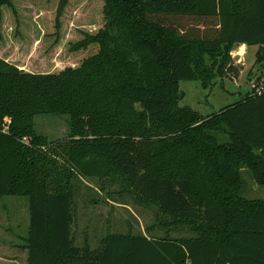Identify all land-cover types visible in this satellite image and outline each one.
Here are the masks:
<instances>
[{
  "label": "trees",
  "instance_id": "16d2710c",
  "mask_svg": "<svg viewBox=\"0 0 264 264\" xmlns=\"http://www.w3.org/2000/svg\"><path fill=\"white\" fill-rule=\"evenodd\" d=\"M53 1L0 0V198L29 200L28 264H264V200L242 196L244 168L264 187L263 82L206 117L179 106L181 81L238 78L237 46H259L264 68V0ZM74 14L75 58L62 52ZM40 115L70 117L65 145L36 132ZM81 177L155 203L166 236L148 227L77 245Z\"/></svg>",
  "mask_w": 264,
  "mask_h": 264
},
{
  "label": "rangeland",
  "instance_id": "374dc122",
  "mask_svg": "<svg viewBox=\"0 0 264 264\" xmlns=\"http://www.w3.org/2000/svg\"><path fill=\"white\" fill-rule=\"evenodd\" d=\"M53 3L55 9H57L58 1L55 0ZM87 4H90L87 6L93 12L96 11L99 14V16H95L94 18L90 17V20L92 22H100L101 11L99 3L91 2ZM74 17H76V14H74ZM79 17V24L77 25ZM82 17L83 15H77L76 21H73V23L69 22L70 18L68 17L66 19L68 22H63L64 29L66 25L70 29L71 26H74L71 31L75 37V39L69 38L66 31L65 37L68 42L64 43L62 48L63 56L75 58V54L71 52L73 43L70 42H76L78 38L80 39V36L73 29L81 26L82 20L84 19ZM10 21L14 32L15 23L13 17H11ZM99 24L101 25V22ZM96 27L97 29L99 28V26ZM4 36L6 34H3V25H1L0 43L4 40ZM14 44L13 42H9V44L4 46H14ZM55 46L54 39L49 38L45 40L42 52L46 55L48 53L50 54L53 52L52 50ZM240 47H235L231 53L234 65L240 70L238 78L234 76L229 78L216 77L213 85L207 89H204L197 81H181L179 84V106L181 108H191L206 117L219 113L225 107L245 98L254 90L252 87L258 85V79H261L262 84H264V68L257 62L260 47L247 46L245 54L244 50H239ZM21 48H24V46ZM97 49V47L92 46L87 51L78 52V54L79 56L88 58L93 56L97 52ZM33 58L32 61L34 60ZM35 63L38 64L39 61L35 60ZM58 64H60L58 65L59 67L61 66L60 68H65L70 65H61L60 61H58ZM35 130L38 134L46 136L52 145L63 146L69 140L70 117L57 115L37 116L35 118ZM242 177L245 183L242 196L252 200H264V187L254 182L248 168L242 170ZM74 186L76 191V205L73 233L77 245L83 246L88 242L91 247H96L109 233L146 235L148 227L154 229L151 233L152 235L160 237L166 236L167 228L164 227L162 229L161 224L167 223V221L164 219L160 208L155 203L139 202L130 195H125V197L119 196L117 192L121 187L118 180L111 183L106 192L102 191L100 183L95 179L81 177L74 181ZM29 226L28 198L1 197L0 253L6 252L4 251L5 247H11L12 245L22 246L24 239L28 236ZM18 259L21 264L25 263V258L22 255Z\"/></svg>",
  "mask_w": 264,
  "mask_h": 264
},
{
  "label": "crops",
  "instance_id": "0c3cea01",
  "mask_svg": "<svg viewBox=\"0 0 264 264\" xmlns=\"http://www.w3.org/2000/svg\"><path fill=\"white\" fill-rule=\"evenodd\" d=\"M242 46H243V50H244V54H245L246 49H247V45H241L239 50L242 49ZM1 54L2 53L0 52V56H1ZM19 239H21V237H19ZM4 251H6V252L0 253V264H21L19 259H18L21 255L25 258L24 264H28V251L24 249V244L22 246L12 245L11 247H5Z\"/></svg>",
  "mask_w": 264,
  "mask_h": 264
},
{
  "label": "built area",
  "instance_id": "2783aa9c",
  "mask_svg": "<svg viewBox=\"0 0 264 264\" xmlns=\"http://www.w3.org/2000/svg\"><path fill=\"white\" fill-rule=\"evenodd\" d=\"M252 89H254L257 93H260L261 89H258L257 86H253Z\"/></svg>",
  "mask_w": 264,
  "mask_h": 264
},
{
  "label": "clouds",
  "instance_id": "9594fccd",
  "mask_svg": "<svg viewBox=\"0 0 264 264\" xmlns=\"http://www.w3.org/2000/svg\"><path fill=\"white\" fill-rule=\"evenodd\" d=\"M241 50H243V46H242V49Z\"/></svg>",
  "mask_w": 264,
  "mask_h": 264
}]
</instances>
